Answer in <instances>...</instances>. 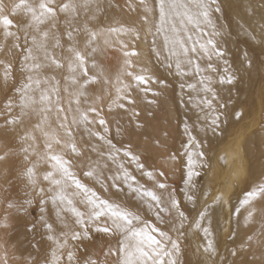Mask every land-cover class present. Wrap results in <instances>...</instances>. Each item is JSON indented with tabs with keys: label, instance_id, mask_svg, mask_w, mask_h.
<instances>
[{
	"label": "rangeland",
	"instance_id": "rangeland-1",
	"mask_svg": "<svg viewBox=\"0 0 264 264\" xmlns=\"http://www.w3.org/2000/svg\"><path fill=\"white\" fill-rule=\"evenodd\" d=\"M145 1L148 2V0H142V2H145ZM218 2H220V0ZM218 7H219V11L221 12V15L224 14L225 18H226V16L229 17L231 15V13H229L230 11H228L226 5H224L222 2L219 3ZM123 10L124 9H122V8L118 10V12L116 14L117 20H118V18L119 19L122 18V16H125V15L128 16V13L123 14L124 13ZM125 10H126V12H129V15L137 16L134 11H130V8H129V10H127V9H125ZM146 15H145L146 19H148L151 23H154V15H152L151 13L146 14ZM226 20L229 22V20L227 18H226ZM123 26L116 27V28H120V29H118L117 32H109L106 30L100 31V30L96 29L97 32L100 31L98 33V37H99L100 41L98 40V37H97V41L101 42L102 44L100 47V44L98 45V42L96 41V43H97L96 47L98 48L99 52L97 51V53L95 54V57H91V60L89 58L90 62H88V64H91L93 62V59H94L96 64H97V67L94 68L95 71L97 72L98 75L100 74L99 72H101L104 75V77L100 78L98 76L99 77V79H98L99 85L96 83H89L87 85V87L85 88L86 90L83 91L84 92L83 96L82 95H76V97H77L76 99H78V103L80 105L82 104L81 106H83V108L78 103H77L78 104V107H77L76 99H73V96H75V92L77 91V89L79 87L77 88V86H75V87H73V89H71V86L70 87L67 86V88H63V83L65 81H67L66 80L67 78H65V73H64L65 68L67 67L66 64H65V68L61 69L59 71V72H61V75H57V79L60 76L59 82L54 83L55 85H57V87L60 86L59 88L56 87V89L59 90L60 94H59V92H58V94L56 93L57 92L56 89L53 90V86L52 85L50 86V83H48L47 85L45 84L43 86V87H46V86L49 87V91H51V95L53 93H56V96L60 95L59 98L61 99V104H60V101L58 100L57 103L59 105H57V103H56V106H57V108H59V106H60V108L64 109V111L62 112L63 113L62 115L64 117L67 116V119L62 120L63 116L61 115V112H57L59 114L58 123H54V121L51 122V120L46 122L44 125H42L43 129L41 131V134H42V132L45 131L47 133V138L49 137L48 140L54 141L57 138L61 140V144H59V145H56L55 143H53L54 154H59V155L63 156V158L66 161H71L70 170L73 173L74 177L77 180H79V182L81 184H83L85 186L87 185L86 187L90 191H94L100 199H102V197L104 196V199L106 200V197H107V199L109 197L108 191H106L105 189H102V187H100L102 185H98L99 188H97L96 185L94 183H92V180L88 177V175L85 174L89 170V168H87V166L88 165L90 166L89 163L92 161V160H90V158H96V157H94L95 156L94 153L90 157L89 151H91V148L88 149L87 145L84 143V138L81 136V134L77 130L80 123L82 122V119H81L82 115L86 114L88 116L87 120L91 121V123H88L85 121L86 128L89 130L88 132L90 134L91 133H94L96 135L100 134L104 138H105V134L106 135L108 133L111 134L110 140L108 139L109 136H108V138L106 136L105 142L111 141V143L116 146L114 148V150L118 149V150H116V151H118V154H120L119 152L122 153V154H120L121 158H123V156H125L124 153L126 151L131 152L132 156L136 157L137 159L135 160V159H131L128 156H125L124 159L127 162L133 163L134 168L137 170L140 169L139 170L140 172L143 170V168L142 169L139 168L137 166L138 163L141 162L139 164H142V165L144 164L143 167L145 166V163H146V165L149 167V169H151V171H154V172H152V174L154 176V182L156 180H158V181L166 184V186H167L166 188H168V191L170 190V187L177 188L176 189V196L180 197L182 195L181 189L184 186V183H185L186 178H187V174H186L185 163H184L185 158L182 157V154H181V149H182L181 146H183L186 143V137H183V135L186 131L184 130V128L182 126L183 115L181 112L182 106L180 105V103L178 101V95H179L178 84L175 81V78L171 74H166L167 73L165 71L166 69L162 63L155 64L153 62V57H152L151 51L153 49L152 40H153L154 27L153 26H150V28L149 27L145 28L144 26L137 27V29H136L137 36L136 37L138 39V42H134L135 46L131 48V50L134 51L136 53V55H135V57L132 58V62H129V57L126 54L129 53L130 51H129V49L126 48V44L128 42L126 40L127 39L126 37H128V40L130 41L131 36L128 33L126 35H124L123 33H124L126 28L129 30H132V29H130L131 27H129L127 25H123ZM244 27L246 30H245L243 35H241L239 33V31H237L236 29H233V28L232 29L230 28L227 30V35L229 36V38L233 39L232 36H234V42H235L236 47L238 49H242L244 54H245L244 61H240L239 65L237 67H239V68L246 67L245 72H247V77L250 78L249 80H252L251 90L249 92H246L247 93L246 99L241 102L242 107L238 108V109L237 108L234 109L233 113H232V115H236V116H239V115L242 116V115L246 114L245 119L242 121H239V122H233V121L230 122L229 121V123L227 125L230 129L234 130V133L239 132L240 128H242L241 133L243 134L242 135L243 137L239 136V135L238 136L237 135L232 136L231 140L229 139L231 141V145L226 146V147H225V145H226V143H225L226 139L225 138L226 137H223L222 139H219L217 141H212L214 143L209 142V144L206 147L208 149H206L204 152L205 153L204 154V162L202 164H200L195 169L196 173H198V175H195V178H193V179H195V182L200 186L199 189L201 191H202V188L204 190V187H206L209 184V182L215 183L216 178H220V180H219L220 183L221 182L224 183L223 184L224 187L222 186L223 188L221 187L220 190L218 188H216V185L213 183L212 187H209L205 191L206 196H209V200L211 199V203H213L215 201H219V199H226V198L228 200H230L231 202L235 200V202H233V203H236L241 196H245L249 192H255L260 187H264V183H263L264 181L262 180V179H264V177H261V176H264V175H261V174H264V169H263L264 168V152L263 153L261 152V150L264 149V139H261L259 141L257 140L253 144H251V146H253V148L252 147L251 148L254 151L251 155L250 152L248 153L249 149H251L250 147H248L249 143H250V139H249L250 137L247 136L248 134L249 135L250 134L257 135L260 133L262 134L264 132V129H263V126H264V45L261 43V41H259L260 39L257 38V35L255 33H253L246 24ZM123 28H124V31H123ZM13 29L15 30V28H13ZM254 37L257 39H254ZM107 40L109 41V43L106 42ZM107 43L109 46H107ZM0 44L2 45V48H0V68L3 67L2 70L6 69V71H4V72L5 73L7 72V75H8V76H6V78L4 77L5 81H6V83H5L4 79L2 80L3 75H5V73L3 72L2 76L0 74V95H1L0 96V116L2 118V119L0 118V130H3L5 128V124H4L5 120L17 119V116L19 115L18 120L21 118L20 120L22 122L23 121L24 122L18 124L17 126L16 125L9 126L8 131L11 132L13 129H15V126H16L17 130H15V131H17V133H20L22 130L26 131L25 130L26 126L29 129L28 121H26L27 119H25L24 116L21 117L22 112H21V109L19 107L20 103L22 102L20 90L23 87V85H26L28 83L25 79V74H24L25 71L23 70L25 68V65L23 64V61H22L23 60V52L21 51V49L17 48L14 50L18 51L19 53H15V51L13 52V49L11 46L9 49V46L7 44L6 45L2 44V41H0ZM1 45H0V47H1ZM3 47H4V49H3ZM99 47L101 48L100 50H99ZM119 49H120V51H119ZM104 50H105V54L103 53ZM110 52H115V54H117L116 59H114V61H113L114 67H112L111 70L107 69V67L103 63L104 62L103 60L105 58L106 53H110ZM1 53L3 54V57H4L3 59L1 58ZM15 56H17V57L15 58ZM249 61H251V67H248ZM6 62H8V63H6ZM128 64H130L131 67H127ZM9 65L11 66L10 69H9ZM22 65H24V66H22ZM4 67H6V68H4ZM88 67H90V66L88 65ZM91 67H92V65H91ZM134 67L140 68V70L144 72L145 77L151 78L146 85H141L138 87L139 90L141 87V90H140L141 98H140V95H137L139 93V91L136 89L138 91V92H136L134 89V87L136 88L138 85L133 86V85H135L136 80L134 79V82H133V80L130 81L131 79H133L135 77L134 76V73H135ZM0 71H1V69H0ZM126 71L131 72L132 75L131 76L126 75L125 74ZM107 76L110 79L111 85L103 83L104 81H106L108 79V78H106ZM116 76L119 78H117ZM121 79H122V81H121ZM7 80H9V81H7ZM120 81L124 82V83H122V84H124L123 86H125V87L128 86L127 88H129V91H130V89H132L130 91L131 93L127 92L125 87H121L122 84ZM125 81H127L128 83ZM129 83H131L130 86H129ZM102 85H103V87H102ZM34 86H35V88H34ZM116 86H118V87H116ZM142 86H143V89H142ZM235 86H236L235 91H236V93H238V88L240 89V86H241V84H239L238 80H237V83ZM32 87H33V89H37L35 84H33ZM61 88H63V89H61ZM66 89H69V90L67 91ZM43 90H45V88H43ZM70 90H75V92L73 91L74 94L71 93L72 96H70V102L73 103L74 100H75V102H74V104H72L73 106L71 105L70 102H68V106L69 105L70 106L67 107L66 103H67V100H68L69 95H70V93H69ZM102 90H103V94L101 95L100 93H102ZM30 91H31V95H33L31 89H29L28 92H30ZM133 91L135 92V94H133ZM113 92H115V93H113ZM141 92H142V94H145V95H142ZM108 93H109V95H107ZM65 94L67 95V98H66ZM129 94L132 96V98H130L131 96ZM159 94L162 95L161 98L159 97L160 96ZM182 94H183V92H182ZM94 95H95V97H94ZM115 95L117 98H120V99L117 100L115 98ZM90 96L93 98L91 99L90 104H89L87 102H88V100H90V98H91ZM98 96H99V99H101V100L103 99L101 97L105 96L104 99H106L108 96L109 97L105 101L100 100V102H98L99 101ZM111 96L113 97V100H110L112 98ZM134 96L137 97V100ZM146 96H147V98H146ZM87 97H88V99H87ZM138 97H139V100H138ZM157 97H159V98H157ZM79 98H80V101H79ZM83 98H84V102L87 99V101L85 103H82L83 100L81 101V99H83ZM64 99H67V100H64ZM94 99L98 100L97 103L100 104L99 108H101L102 111L100 110V112H99V108L96 107L98 104L95 103L96 101L94 102ZM115 99H116V102L114 101ZM109 100L111 102H109ZM127 100L128 101L132 100L135 103H129V102L126 103ZM152 100H153V103L151 105ZM9 101H11V104H12L11 110H9V108H8ZM64 101H65V103H64ZM136 101H140V103H137ZM118 102H119V104H118ZM167 102H168V104H167ZM86 103L89 104L87 108H86V105H87ZM101 103H103V104H101ZM116 103L118 105L122 104L124 106V108H121L117 105L119 107L117 109V106L115 105ZM169 103H171V104L169 105ZM102 105H103V108L105 107L104 109L102 108ZM137 105L140 106V108ZM145 105L147 106V108L144 110V108L146 107ZM167 105H169V106H167ZM40 107H43V106H40ZM70 107H72V108H70ZM113 107L116 108L117 111H119L118 113L120 114V117H121V119L124 120V122H122L121 119H119L118 122H115V118H114V120L112 119V121H113V125H112V123H111L112 121H109L115 115H116L117 119L119 118L118 117L119 115L117 114L116 111H115L116 113L115 112L112 113V110L114 109ZM131 107H132V109H130ZM134 107H135V109H134ZM149 107L152 111L149 110ZM57 108H55V109L57 110ZM92 108L93 109L95 108V111H92L91 110ZM68 109H69V111H68ZM108 109L109 110L111 109L110 113L108 112L109 111ZM128 109H129V111H128ZM133 109L135 112L134 111L132 112ZM137 109H139V110H137ZM147 109H148V111H147ZM240 109H241V111H240ZM79 110H80V113H79ZM104 110H106V111L104 112ZM37 111H38V108L36 111L30 110V111H28V114L26 116L28 118H31V119L34 117L37 118V115L34 114V112L37 113ZM140 111H141V113H140ZM144 111H145V113H144ZM67 112H68V114H67ZM76 112H77V114H76ZM129 113H130V115H129ZM134 113H139V115H135ZM69 114H70V116L68 117ZM71 114H72V117H71ZM78 114H79V116H78ZM131 115L132 116L134 115L133 118H131L132 117ZM232 115H231V117H233ZM129 116H130V119H129ZM75 117L78 119L76 120ZM138 117H140V118H138ZM22 118H24V119L22 120ZM73 118H75L76 122L72 124V123H70L71 122L70 119H72V122H73V120H74ZM92 119H94L96 121L93 120L94 121V123H93ZM117 119H116V121H117ZM125 119H127V120H125ZM133 119H135L134 120L135 122L137 121V123H135V125L133 124ZM100 120H104L105 123L103 125L100 124ZM140 120H142V121L140 122ZM64 121H66L65 126L68 125L67 126L68 128L67 127L61 128L59 126L61 123H64ZM20 125H21V127H20ZM98 125L100 126V128H98L99 127ZM115 125H118V126L120 125V129L118 126H115ZM252 125H254V126L251 127ZM12 127H13V129H12ZM69 128L72 131L71 136L67 135V129H69ZM102 128H103V130H102ZM36 129L37 128H35L34 126H31L30 133L32 134V131H33L34 133L36 132L38 134L39 132H37L38 130H36ZM55 129H56V131H55ZM114 129L116 131L115 133H116L118 139H120L119 140L120 143H118V144L116 142V136H115L114 131H113ZM120 130H122L123 134L121 133ZM117 131H119L120 134H122L121 138H119L120 134H118L119 132H117ZM20 134H24V132L22 131V133H20ZM56 134H57V138H56ZM6 135H7V133L0 131V156H4L6 158L5 160H0V264H58V263L64 264L66 254L69 251H74L75 256L73 257V259L75 261V264H82V263L90 264L89 260L87 261V256L89 255L88 256L89 258L93 257V259H94L95 258L93 255L94 253L89 254L90 253L89 252L87 255H84L85 253L83 250L87 249L86 247L94 242V238H95V240H97L99 233L91 235L92 234L91 230L86 229L85 235H86L87 239L81 240L82 239L81 234L84 231L81 232L79 230L78 226L75 225V223L77 222L76 216L74 218V216L72 214L67 215L64 213V211L60 214V216L57 215V213H56V212H58L57 210L58 209L60 210V208H63V206L66 205V203L61 205L60 208H58V207L56 208V206L53 208V201H52L51 197L53 198L52 190L54 192V196L55 195L59 196L60 190L58 187L55 188L56 185L52 186V183L50 182V180L48 182L49 184L51 183L50 186L49 185L47 186L48 183L44 182L45 181L44 177L40 180L41 170L43 171V172H41L42 176H45L48 174V172L52 171L51 170L52 167H51L50 162L48 161L49 162L48 163L46 160L43 161L44 159L43 160L40 159V157L43 156L45 153V143H44L45 140H43L44 142L42 141L43 143H42L41 147L39 148L40 150L38 149V151H35L37 154H39V157H38V155H35L31 158L30 161H24L23 160L24 154H22V151L20 149V145L22 143L19 141V137L17 136V142H16L14 147H5L4 146L5 139L3 137ZM162 135H163V137H166L170 141H174L177 145L171 150L170 153H166V149H168L169 143H164L161 141ZM41 139H46V138L44 136V138H41ZM262 140H263V142H262ZM35 141L37 142V139H35ZM35 141L30 140V143L32 144L34 142V145H35ZM240 141H241V144H239ZM68 144H69V146H68ZM23 145L27 146L24 143H23ZM73 145H75V147H76V152L72 151ZM159 145H162V146H159ZM179 145H181V146L178 147ZM222 145H224V146H222ZM239 145H241V148ZM65 146L68 148L65 149ZM153 147L155 149L158 147L157 150H160V152L163 151V153L160 155V158L162 155H164L165 158L170 159V162L164 163L162 160L156 159L152 154L153 153ZM220 147L221 148L223 147V148L221 149ZM247 147L249 148L248 150H247ZM254 147H255V149H254ZM108 148H109V146H108ZM57 149H58V151H57ZM110 149H112V148H110ZM218 149H221V150H218ZM238 150L240 151V153H238ZM241 150H242V153H241ZM42 151H43V153H42ZM217 151H218V153H217ZM70 153L74 154V155L71 156ZM246 153L248 156L246 155ZM257 153H259V154L257 155ZM214 154H215V156L213 158L212 155H214ZM77 156H78V158H77ZM257 156H259V157H257ZM240 157H241V160H239ZM139 158H140V161L138 160ZM141 158L144 159L145 163L141 160ZM212 159H213V161H211ZM9 160L14 161V163H9L8 162ZM37 161H38V164H36ZM45 162H47V163H45ZM33 163L35 164V167H37V165H38V167H37L38 170L36 169L37 173L35 172V174H36L35 178H34V180L36 179L35 185L30 186L25 179L26 173H25L24 165L27 164L28 167H32ZM43 163H44V165L42 167ZM108 164H109V162H108ZM210 164L211 165L214 164L217 168L211 169V170L209 169L210 173L205 174L207 171V168H209ZM227 165H230L232 167V170L230 172H227V170L225 168ZM91 168H92V166H91ZM253 169H254V171H253ZM256 169H257V171H256ZM46 170H47V173H46ZM257 172H259V173H257ZM160 173H163V175H160ZM84 175H86V176H84ZM256 175L257 176L259 175V176L257 177ZM58 176H60V175L57 174V176H54V179H59ZM84 178L85 179L87 178L86 181ZM255 178H257V179H255ZM88 179H90L91 182H89ZM221 179H223V181ZM66 180H67V182H65V183L68 184V189H66L65 194L71 198L72 189H74L73 191H76V189L74 188L75 186L70 179H66ZM254 180H255V182H258V181L261 182L262 181L263 185H261V183L258 182L259 186L258 185H257V187L254 186L253 185ZM46 181H48V180H46ZM84 181L86 182V184L84 183ZM69 185L71 186V188ZM92 185H94L95 187L93 188ZM154 186L155 185H153V187ZM40 188L44 189V192H43L44 195H43V193H40V191H39ZM49 188H50V190H49ZM47 189L49 191H47ZM212 189H214V190L210 192V190H212ZM55 190H57V192H55ZM58 191H59V193H58ZM48 192H50L52 194H50ZM47 195H49V196H47ZM255 198H256V200L252 201ZM255 198H252V200H251V203H253V205H251L252 207L249 211V212L252 211L251 212L252 214L250 213V215H253V216L256 215V217L251 216V218H253V219L255 218L254 223H253L254 226H253V224H251L252 229L250 227H247V228L245 227V225L252 223L251 222L252 219H249L250 222L248 220V217L250 218V216L241 219L239 222V223L243 222L242 223V227H243L242 235L244 236V234H246L244 236V238L242 236V241L236 240L234 237L235 236V232H234L235 223H234V220L232 218V213H233V210H232L230 212L229 218L223 219L219 223V234L216 237L217 251H216L215 259L214 260L204 259V260H201L199 262V264H228L229 262L232 264H264V253H263L264 252V220H263L264 219V214H263L264 211H263V213H261L263 208H264V194H260L258 196V198L257 197H255ZM46 199L50 200V202L48 201L47 205H46V203L44 204ZM77 199L80 200L81 197L74 198V203ZM259 199L261 200L260 204H259ZM79 200L76 201L77 204L76 203L74 204L75 207L79 206V208H80L79 203H81V202ZM28 201H31V204H29ZM58 203H59V201L57 202V204ZM255 203H258L257 207H260V210L257 209V207L255 206ZM10 204L12 205V207H9ZM20 205H23V208H21ZM48 205H50V206H48ZM51 205H52V207H51ZM44 206H45V208H44ZM81 206L82 207L80 209L78 207H76V208H78L80 211H83L85 209L83 212L86 213L87 208L83 207L85 205L82 204ZM179 206H180V210L183 211L184 213H186L188 217H190V219L187 223V230H190L191 233H193V227H194V223H195V214L193 215L190 212H188L186 210V208L181 203L179 204ZM50 207L53 208V210H51ZM64 207H65V209L68 207L67 209H68V211H70V208L68 205H67V207L66 206H64ZM245 208H247V207L245 206ZM231 209H232V207H231ZM258 210L260 212H257ZM53 211L55 212V214ZM260 213H261L262 217H258V215L261 216ZM85 215L86 216L84 217V221L87 222L85 224H89V221L91 223V220H89L87 213ZM62 216H63L64 223L67 224L66 228L64 227V224L61 223V217ZM66 216L68 217V219H66ZM41 217L46 219L49 223L53 224V231L51 233H49L48 230L43 227L42 222H41ZM246 221H248V222H246ZM69 222H70V226H69ZM257 223L259 224V226ZM55 225H56V229L59 232L54 229ZM57 226H59V227H57ZM70 227L72 230L70 229ZM85 227L88 228L89 225H88V227L87 226H85ZM60 228L62 229V231L64 230L63 234L65 236L62 234V231L60 230ZM248 228H249V230H247ZM65 229H67V233H65ZM244 230H246V232H248V233H246ZM60 231H61V233H60ZM58 233H60V235ZM76 233L80 234V239H73V235ZM66 234L67 235L69 234V236H71V237L67 238ZM50 235L53 237V240H49L48 237ZM89 237H91V238H89ZM194 237L197 239V235L194 234ZM249 237H251V240H249ZM248 240H249V242H248ZM252 240H253V242H252ZM245 241H247V242H245ZM197 242H198V240H197ZM60 243H62V244H60ZM194 246H195V242L191 240L185 245V250L187 252L194 251ZM34 247H35V250L33 249ZM36 251H37V253H36ZM51 252H53V253H51ZM234 252L236 253V255L231 258V256H232L231 254H233ZM90 255H93V256L91 257ZM51 256H53L54 259ZM107 256H109V258L107 257L108 260H106V262H104L103 264H111L112 259L115 260L114 256H111V255H107ZM58 258H61V259H58Z\"/></svg>",
	"mask_w": 264,
	"mask_h": 264
},
{
	"label": "bare ground",
	"instance_id": "bare-ground-1",
	"mask_svg": "<svg viewBox=\"0 0 264 264\" xmlns=\"http://www.w3.org/2000/svg\"><path fill=\"white\" fill-rule=\"evenodd\" d=\"M218 1L219 0H216V3L213 5L212 21H213V24L216 26V31L219 33V35H216V36L211 37V38H213L217 42V46L220 49H222L223 51H225V53H226V59L229 62L228 66L230 67L231 71L235 74V77H236L235 83L232 84V85H227V84L221 85V84H219V82H218L219 77L224 74L223 71H222V69L224 67L223 62L221 60H218L216 58V56L214 54H211V53H209V54L212 55V59L209 60L207 55H205L200 50V44L206 43V41L210 38L211 33L213 31L212 27L209 26V25L204 24L203 22L199 25V27H197L196 25H194L192 23L184 24V23H182L180 17H175L174 18L171 15L167 16L165 21L162 24L161 23V19H160V11H159V0H148V2H146V1L142 2V0H100L101 11L99 13H97L96 18L92 22L93 24L96 25V28L94 30L97 29V30H100V31L101 30L102 31L106 30V31H109V32H117L118 29H120V28H116V27L123 26V25H127V26L131 27L130 29H132V30H129V29L126 28L125 31H124L125 27L123 26L124 27L123 28V31H124L123 34L126 35L128 33L131 36V40L130 41L128 40V37H126L127 38L126 40L128 41L127 44H126V48L129 49V51H130V52L128 51L129 53H127L128 57H129V62H132V58L135 57V55H136V53L134 51H132L131 48L135 46L134 42H138V39L136 37L137 36V34H136L137 27H142V26H144L145 28L146 27L150 28V26L154 27L153 40H152L153 49L151 51L152 57H153V62L155 64L162 63L163 66L166 69L165 70L167 72L166 74H171L175 78V81L177 82L178 89H179L178 101H179L180 105L182 106L181 107V112H182V115H183L182 126H183L184 130H185L186 127L188 129V131H186L184 133V135H183V137H186V143L183 146H181V145L178 146V147L181 146V148H182L181 149V154H182V157L185 158L184 163H185L186 174L188 173V157H189V155H191V157H192V160H193L192 168H193L194 173H196L195 169L200 164H202L204 162V154H205L204 152H205L206 149H208L206 147L209 144V142L217 141L219 139H222L223 137H226L225 138L226 139L225 147H226V146H230L231 145V141L230 140H231L232 136H234V135L242 136L243 135L241 133L242 128H240L239 132L234 133V130L230 129L227 125H228L229 121L230 122L231 121L239 122V121H242V120L245 119V115L246 114L242 115V116L241 115L236 116V115H232V113H233L234 109H236V108L238 109V108L242 107L241 102L246 99V94H247L246 92H249L251 90L252 80H249L250 78L247 77V72H245L246 71V67H244V68L237 67L239 65L240 61H244L245 54H244L242 49H238L236 47L235 42H234V36L231 35L233 39L229 38V36L227 35V30L230 29V28L231 29L233 28V29H236L237 31H239V33L241 35H243L245 30H246L245 27H244L245 24H246L249 27V29L253 33H255L257 35V38L260 39L259 41H261V43L264 45V0H220V2H222L224 5H226L228 11H230L229 13H231V15L229 17L226 16V18L229 20V22L226 20L224 14L221 15L220 11H216L215 10L216 8H219L218 6H219L220 2H218ZM25 2L26 3H37L38 0H25ZM64 2H67V0H55V4L53 6L59 5V4L64 3ZM121 8L124 9L123 10V12H124L123 14H125V13L127 14L128 13V16L127 15L122 16V18H120V19L118 18V20H117V18H116L117 15L116 14H117L118 10L121 9ZM129 8H130V11H134L137 16L129 15V12H126V10H125V9L129 10ZM150 13L152 15H154V23H151L148 19H146V16H147L146 14H150ZM4 17H7V18H10V19L13 20L14 24L16 25V27H14L15 30L12 28V29H10V31H12L16 35H19L21 37V39H20V41H17L15 36H5L3 28L0 27V41H2V44H4V45L7 44L9 46V49H10V46H11L12 49H13V52L15 51V53H19L18 51L14 50V49H17L15 47V44L16 43H20L23 46L24 45L23 36L25 34H28L29 36L34 34V33L31 32V29H27L26 28V25L28 23L29 17H28V14H27L25 8L21 4V0H0V20H2ZM58 17H59L58 27L60 28V31L62 33L63 25H64V22H65V16H64L63 13H58ZM173 25H175L176 31H177V33H179L178 38L185 42V46L187 48L191 49V48L195 47L197 49L196 52L189 51L187 57H184V56L177 57L175 55H172L171 46L166 43V39L165 38L166 37L172 38L174 36V33L172 31ZM42 27H46V26H42ZM110 29H114V31H111ZM189 37H191V39H189ZM257 38L254 37V39H257ZM98 40L100 41L99 37H98ZM106 42L109 43L108 40ZM62 43H63V41H62ZM108 43H107V46H109ZM99 44H100V47H101L102 43L98 42V45ZM96 45H97V43H96ZM100 47H99V50L101 49ZM0 48H2V45H1ZM3 49H4V47H3ZM119 51H120V49H119ZM103 53L105 54V50H104ZM55 55L58 58L63 60V58L66 55V53H63L60 50H56L55 51ZM116 55L117 54H115V52L106 53L105 58L103 60L104 61L103 63L107 67V69L111 70L112 67H114L113 61H114V59H116ZM16 57L17 56H15V58ZM92 57H95V55L92 56ZM1 58L2 59L4 58L2 53H1ZM188 59H191L193 63L189 64L187 62ZM90 60H91V57H90ZM88 62H90V61H88ZM178 62L180 64L179 68H177V63ZM6 63H8V62H6ZM195 64H199V66H200V72L199 73H197L196 70H195V67H194ZM88 65L90 66V67H88V69H89V77L95 76L96 77V82L95 83L99 85V82H98L99 80L98 79H99V77L103 78L104 75L101 72H99L100 74L98 75L97 72L95 71V69L93 67H91L92 63L88 64ZM169 65H171V67H169ZM209 65H212V67L215 68L216 71L213 72L211 70V68L208 67ZM22 66H24V65H22ZM2 68H0L1 69V71H0L1 76H2L3 72L6 71V69L2 70ZM4 68H6V67H4ZM23 70L25 71V68ZM60 70L61 69L53 70L51 68H46V69H41L38 74L34 73L33 75H34V77L38 76L40 79H43V78L47 77L48 80H49L50 86L51 85L53 86V85H55L54 83H58L59 80H60V76L57 79V75H61V72H59ZM134 71H135L134 76L141 75V74L144 75V72L141 71L140 68H138V67H134ZM64 73H65V78H67L68 77L67 67L65 68ZM24 74H25V79H26V76L28 75V73L25 71ZM4 77L6 78V76L3 75L2 80L4 79V81H5ZM53 77H54V79H53ZM106 78H108V79L106 81H104L103 83L111 85L109 77L107 76ZM117 78H119V77H117ZM85 79H86L85 77L81 76L80 77V83H83ZM66 80L67 81H65L63 83V88H67V86H69V87L71 86V89H73V87L77 86V88L79 87L78 89H80V86H78L79 84L78 85H71L70 82L68 81V79H66ZM132 80L134 82V78L131 79L130 81H132ZM201 80H203L204 84H210V87L215 92V98H213V93L212 92H205L204 91V85L200 83ZM237 80H238L239 84H241L240 89L238 88V93H236V91H235V88H236L235 85L237 83ZM7 81H9V80H7ZM121 81H122V79H121ZM125 82H127V81H125ZM5 83H6V81H5ZM122 83H124V82H121V84ZM130 84L131 83H129V86H130ZM182 84L185 85V87L182 88L181 87ZM189 84L195 85L196 86V91L190 90L187 87V85H189ZM44 85H45L44 83H41L39 85H36V87H37V89H40V90H43V88H45L44 91H49V87H47V86L43 87ZM123 85L124 84H122L121 87H125ZM136 85H138L137 82L133 86H136ZM139 86H141V85H138L136 88L134 87L136 92L139 91V93L137 95H140L141 87H140V90H139L138 89ZM59 87H57V88H59ZM102 87H103V85H102ZM116 87H118V86H116ZM127 87H125L126 91L131 93L130 91L132 89H130V91H129V88H127ZM23 88H25V85H23V87L21 89H23ZM34 88H35V86H34ZM63 88H61V89H63ZM142 89H143V86H142ZM66 90L68 91L69 89H66ZM84 90H86V89L85 88L80 89V91H82V92ZM56 91H57L56 93L58 94L59 90L56 89ZM73 91L75 92V90H70L69 91V93H70V95L68 94L69 95V98H68L69 101L67 99H64V100H67V103H66L67 107L70 106V105L68 106V102H70V96H72V94H74ZM182 92H183V94H182ZM56 93L52 94V109H53L52 111H50V112H42L38 108L37 113L34 112V114L37 115V118L33 116L34 118H32V119L28 118L26 115L22 114L21 112L20 113L22 115L19 113L21 115V117L24 116L25 119H27L26 121H28V124H29V129L26 126L25 127L26 131H24V130H22V131L24 133H27L29 136H33V135L36 136L37 142L35 141V145H34L35 146V151H38V149L41 147L42 143L44 142L43 140L46 141V139H49V137L47 138L44 135L45 131L42 132V134H41V129H43L42 125H44L46 122H48L50 120H51V122L54 121V123H58V121H59V114L57 113V110L55 109V108H57V106H56L57 99L56 98L58 96V95L56 96ZM113 93H115V92H113ZM32 94H33V92H32ZM36 94L38 95V92ZM59 94H60V92H59ZM100 94L101 95L103 94V90H102V93H100ZM133 94H135L134 91H133ZM141 94H142V92H141ZM29 95L31 96V91L29 92ZM76 95H80V94L76 91L75 92V96H73V99L77 98ZM107 95H109V93ZM116 95H115V98L117 100L120 99V98H117ZM142 95H145V94H142ZM161 96L162 95H160L159 97L161 98ZM94 97H95V95H94ZM104 97H101V98H103L102 99L103 101H105L109 96L106 99H104ZM159 97H157V98H159ZM66 98H67V95H66ZM92 98L93 97H91L90 100H88L87 103L90 104V101H91ZM130 98H132V96ZM135 98L137 100V97H135ZM140 98H141V95H140ZM146 98H147V96H146ZM87 99H88V97H87ZM87 99L85 100V102L87 101ZM116 99L114 100L115 102H116ZM98 100L94 99V102L96 101L95 102L96 104H98L97 101L100 102L101 99H99V96H98ZM110 100H113V97ZM110 100H109V102H111ZM138 100H139V97H138ZM204 100H211L212 101L211 107H209L207 103H204L203 102ZM59 101H60V104H61V99L60 98H59ZM77 101H78V99H76V105L78 107L79 103ZM79 101H80V98H79ZM81 101H82V103H85L84 102V98L81 99ZM74 102H75V100L73 101V103L70 102L71 105L74 104ZM127 102H129V101L127 100L126 103ZM136 102L140 103V101H136ZM64 103H65V101H64ZM103 103H101V104H103ZM152 103H153V100L151 102V105H152ZM89 104L86 105V108L88 107ZM118 104H119V102H118ZM118 104L116 103L115 105L117 106ZM167 104H168V102H167ZM170 104L171 103H169V105ZM57 105H59V104L57 103ZM99 105L100 104H98L96 107L99 108ZM169 105H167V106H169ZM118 106L120 107V105H118ZM118 106H117V109L119 108ZM81 107L83 108V106H81ZM138 107L140 108V106H138ZM59 108H60V106H59ZM70 108H72V107H70ZM102 108H103V105H102ZM121 108H124V106L121 107ZM146 108H147V106L144 108V110ZM114 109H113L114 111L112 110V113H114L116 111L117 114L119 115L118 116L119 118L117 119V117L115 115L109 121H112V119L114 120V118H115V122H118V120L121 119V117H120V114L118 113L119 111H117L116 108H114ZM130 109H132V107ZM134 109H135V107H134ZM134 109L132 110V112L134 111ZM100 110L102 111L101 108H99V112H100ZM110 110L108 111L109 113H110ZM137 110H139V109H137ZM149 110H151L150 107H149ZM28 111H30V110H28ZM68 111H69V109H68ZM105 111L106 110H104V112ZM128 111H129V109H128ZM147 111H148V109H147ZM240 111H241V109H240ZM77 112H76V114H77ZM79 113H80V110H79ZM140 113H141V111H140ZM144 113H145V111H144ZM62 114L63 113L61 112V115ZM67 114H68V112H67ZM129 115H130V113H129ZM231 115L233 117H231ZM18 116H17V119H18ZM69 116H70V114L68 115V117ZM78 116H79V114H78ZM133 116L131 118H133ZM71 117H72V114H71ZM216 117H219L218 126H216L215 130L213 131V129H212V127L210 125H211V121L213 119H215ZM0 118H1V116H0ZM75 118H73V119H75ZM138 118H140V117H138ZM23 119L24 118H22V120ZM77 119L78 118H76V120ZM116 119H117V121H116ZM127 119H125V120H127ZM129 119H130V116H129ZM62 120H64V119L62 118ZM93 120L94 119H92V121ZM134 120L135 119H133V124L135 125V123H137V121L135 122ZM70 121H71L70 123L73 124L72 119H70ZM94 121H96V120H94ZM94 121H93V123H94ZM121 121L124 122L123 119H121ZM141 121L142 120H140V122ZM65 122L66 121H64V123H63L64 125H66ZM111 123L113 125V121ZM37 124H39L41 126L40 129H36V130H38L37 132H39V133L37 134L36 132L34 133L32 131V134H31L30 133L31 126L35 127ZM16 126H15V130H17ZM115 126H118V125H115ZM253 126L254 125H252L251 127H253ZM20 127H21V125H20ZM118 127L120 129V125ZM98 128H100V126ZM12 129H13V127H12ZM263 129H264V126H263ZM77 130L79 131L81 136L84 138V143L87 145L88 149L91 148V151H89L90 157L93 155V153L95 155L94 157H96V158H90V160H92V161L89 163L90 166L89 165L87 166V168H89L88 172L89 171H93V172L100 173V175L88 176L92 180V183H94L97 188H99L98 185H102L100 187H102V189H105L106 191H108L109 197H108V199L106 197L107 201H109L110 203H113V204H118V205L121 206V208L128 209V210L134 212L135 214H137L140 217V220L138 222H134V227H135V229L137 231L143 229V230L151 232V234L153 236H155L158 240H161L164 244H167L169 250H171V246H170V244H168L167 241L164 240L163 237L160 236V232L167 233L169 236L172 237L173 240L179 238L180 251H179V253H176L174 255V257H173L176 260L177 264H199V262L201 260H204V259H206V260H210V259L214 260L215 257H216L215 255H216V251H217L216 237L219 234V223H220L221 220L229 218L230 212L232 210H233L232 218H233L234 223H235V226H234L235 236L234 237H235L236 240H241L242 241V236H243L242 235V230H243L242 223L243 222L239 223L241 219L250 216V218L248 217V220L249 219L253 220V221L251 220L252 223H249V224L245 225L246 228L247 227L251 228V224L254 223V219L255 218L253 219V218H251V216L252 217H254V216L256 217V215H254V216L250 215V213L252 211L249 212L251 207H252L251 205H253V203H251V201L248 202V203H245V200L247 199V194L245 196H241L236 203H233V202H235V200L231 202L227 198L226 199H219V201H215V202L211 203V199L209 200V196H206L205 191L209 187H212L214 182H209V184L206 187H204V190L202 188V191H201L199 189L200 186L195 182V179H193V178H195V175H194L192 177V184L191 185L188 184V177L186 178L184 186L181 189L182 190V195L180 197H177L176 196V189L177 188L170 187L169 191H168V188H166L164 190H160V189L156 188V183L160 182V181L156 180L154 182V179H150L149 178V176L147 174L148 173H152L154 171H151V169H149V167L144 162V159L141 158V160L145 163V166L143 167V170L140 172L139 168H138L139 170L134 168L133 163H129V162H127L124 159V157L126 156L125 154H124L125 156L122 155L123 158H121L120 154H122V153L119 152L120 154H118V151H116L118 149H116V150H114V148L110 149V146L108 145V142H105V141H106V136H107V138L109 136L108 139L110 140L111 134H109V133L107 135L105 134V138L103 137V139H100L99 137H102L100 134L96 135L94 133L90 134L88 132L89 130L86 128L85 121H82L80 123V125H79ZM102 130H103V128H102ZM22 131L20 133H22ZM55 131H56V129H55ZM113 131H114V134L116 136V142L118 144V143H120L119 142L120 139H118V137H117V135L115 133L116 132L115 129ZM120 131L122 133V130H120ZM117 132H119V131H117ZM118 134H120V132ZM122 134H120L119 138H121ZM44 136H45L46 139H41V138H44ZM190 136L193 137L194 139L190 140L189 139ZM247 136L250 137L249 138L250 139V143L248 142L249 143L248 147H250V148L252 147L253 148V146H251V144H253L257 140L259 141L261 139H264V132L262 134L260 133V134H257V135H252V134L249 135L248 134ZM56 138H57V134H56ZM30 140L31 139H29L27 142L20 141V140L19 141L22 144L24 143V144L28 145L30 143ZM161 141L164 142V143H169V147H168V149H166V153H170L171 150L175 146H177L174 141H170L166 137H163V135H162ZM262 142H263V140H262ZM212 143H214V142H212ZM32 144H34V142ZM239 144H241V141L239 142ZM4 146H5V144H4ZM68 146H69V144H68ZM108 146H109V148H108ZM159 146H162V145H159ZM222 146H224V145H222ZM239 146L241 148V145H239ZM248 147H247V150L249 149ZM66 148H68V147L65 146V149ZM157 148L155 149L153 147V153H152L153 156L156 159L162 160L164 163H169L170 159L169 158H165L164 155H162L161 158H160V155L163 153V151L160 152V150H157ZM252 148L249 149V151H248V153L250 152L251 155L254 152L252 150ZM221 149H218V150H221ZM254 149H255V147H254ZM57 151H58V149H57ZM261 152L263 153L264 149H262ZM42 153H43V151H42ZM200 153H203V156H201ZM217 153H218V151H217ZM238 153H240L239 150H238ZM241 153H242V150H241ZM22 154H24V153L22 152ZM215 154L212 155L213 158H214ZM258 154L259 153H257V155ZM37 155L39 157V154H37ZM70 155L73 156L74 154L70 153ZM246 155H247V153H246ZM259 156H257V157H259ZM77 158H78V156H77ZM138 160L140 161V158ZM239 160H241V157L239 158ZM43 161H45V160H43ZM211 161H213V159ZM47 162H45V163H47ZM108 162H109V164H108ZM139 163H141V162H139ZM36 164H38V161H37ZM50 164H51V162H50ZM43 165H44V163L42 164V167H43ZM97 165H99V167H97ZM91 166H92V168H91ZM37 167H38V165H37ZM37 167H35V172L36 173H37V171H36ZM216 168L217 167L214 164L213 165L210 164L209 168H207V171H206L205 174H209L211 169H216ZM225 168H226L227 172H230L232 170V167L230 165H227ZM51 170L53 171L54 169L52 168ZM253 171H254V169H253ZM256 171H257V169H256ZM41 172H43V171L41 170ZM41 172H40V177H41L40 180L44 177V176L41 175L42 174ZM259 172H257V173H259ZM46 173H47V170H46ZM125 173H127L129 177H135L136 184L134 186H141V187H144V188H149V189H153V190L157 191V193L162 196V199L164 201V207H165L166 210L163 211V212H159V209L157 207H155V206L149 207L148 202L146 200H142L138 196V194L134 193L131 190V188L128 187V184H131L132 181L129 180V181H127V183L124 182L123 176H124ZM261 175H264V174H261ZM55 176H57V175H55ZM84 176H86V175H84ZM117 176H119L120 179H116V180L111 179L112 177H117ZM261 177H264V176H261ZM52 178L54 179V176ZM58 178L59 179H64L65 182H67V180L65 178H62L60 176H58ZM86 179H85V181H86ZM90 179H88L89 182H91ZM255 179H257V178H255ZM219 180H220V178H216L214 184L216 185V188H218L220 190L224 183H222V182L220 183ZM221 180L223 181V179H221ZM262 180L264 181V179H262ZM35 181H36V179H35ZM85 181H84V183L86 184ZM44 182L48 183L49 180L48 181L45 180ZM254 182H255V180L253 181V185L254 186H256V187H257V185L259 186V184H258L259 181L255 182V183ZM259 183H261V185H263L262 181L259 182ZM50 184L48 183L47 186L48 185L50 186ZM153 185H155V186L153 187ZM52 186H54V185L52 184ZM66 186H67L66 189H68V184ZM56 187L57 186H55V188ZM92 187L94 188L95 186L92 185ZM70 188H71V186H70ZM49 190H50V188H49ZM49 190L47 189V191H49ZM73 190L74 189H72V192H74ZM213 190L214 189L210 190V192L213 191ZM50 192H48V193H50ZM55 192H57V190H55ZM52 193H53V197H58L57 195L54 196L53 190H52ZM52 193H50V194H52ZM58 193H59V191H58ZM168 193L172 194L171 197H169ZM43 195H44V193H43ZM49 195H47V196H49ZM188 195H193L194 196V200L193 201L188 200ZM78 198H79V196H78ZM51 199H52V197H51ZM81 199H82V197H81ZM81 199L80 200L77 199L76 201H78V200L81 201ZM102 199L105 200L104 196L102 197ZM171 199H175V200L179 201L186 208V210L188 212H190L193 215L195 214V223H194V227H193V233H191L190 230H187V223H188L190 217H188L186 213H184L183 211L180 210V206H179L178 209L177 208H170V200ZM260 199H259V204H260V201H261ZM255 200H256V198L254 200H252V201H255ZM48 201L50 202V200L46 199L44 204L46 203V205H47ZM52 201H53V199H52ZM58 201L59 200H57V202ZM76 201H75V203H76ZM79 204H80V208H81L82 207L81 205L83 203L82 204L79 203ZM257 205H258V203H255L256 207H257ZM48 206H50V205H48ZM55 206H56V208L57 207L60 208L61 204L60 203H58V204L56 203L54 205V203H53V208ZM64 206L67 207V204L64 205ZM64 206H63L64 213L67 214V215L72 214L74 216V218H75V214L72 213L71 211H68V209H67L68 207L66 208L67 209L66 210ZM245 206L247 208H245ZM51 207H52V205H51ZM76 207L79 208V206H76ZM83 207H85V206H83ZM231 207H232V209H231ZM44 208H45V206H44ZM53 208H51V210H53ZM205 208L209 209V214L205 218L204 222L201 224V227L197 228L196 225L198 223H200V221H199L200 213L202 211H204ZM257 209L260 210V207H257ZM259 210L257 212H260ZM57 211L60 212L59 209ZM263 211H264V208H263L261 213H263ZM158 212H159V216L157 215ZM179 212H183L185 217H187V219L184 221V225H183L182 228H181V225H180L181 217L179 216ZM86 213H87V211H86ZM261 213H260V215H261ZM54 214H55V212H54ZM258 217H262V215L261 216L258 215ZM66 219H68L67 216H66ZM106 220H107L106 217H101V219L98 220V221H95V223H93L92 221L90 223L89 220H88L89 224H85L87 222H85L83 224L77 223V222L75 223V225L78 226V228H79V230L81 232L84 231L81 234V236H82L81 240L87 239V237L85 235V230L86 229H90L91 230V232H92L91 235L99 233V235L97 237V240H95V238H94V242L92 244H90L89 246H87L86 247L87 249L83 250L84 253H85L84 255H87L89 252H90L89 254H93L94 253L93 254L94 257H95L94 259L92 257L93 255H90L92 258H89L88 257L89 255L87 256V261L89 260L90 264H92V261H96V264H103L104 262H106V260H108L109 256H105V252H108L109 249L115 251L118 247H120V242L125 239V237L120 232L115 231V230L111 234L103 233V232H96L95 231V227H97V226H99V227L110 226V221H108V223L106 224L105 223ZM246 222H248V221H246ZM249 222H250V220H249ZM88 225H89V227H88ZM69 226H70V222H69ZM85 226H87L88 228H86ZM253 226H254V224H253ZM258 226H259V224H258ZM57 227H59V226H57ZM61 228H60V230L62 231L63 228L62 229ZM153 228H155L157 231L152 232ZM204 228H210V234L209 235H206L204 233V231H203ZM54 229L57 230L56 229V225H55ZM70 229H71V227H70ZM247 230H249V228ZM61 231H60V233H61ZM63 231H62V234H63ZM244 231L246 232V230H244ZM60 233H58V234L60 235ZM65 233H67V229H65ZM246 233H248V232H246ZM194 234L197 235V239L194 237ZM245 235L246 234H244V236ZM244 236H243V238H244ZM70 237L71 236H69V234H68L67 238H70ZM191 240L195 242L194 251L187 252L185 250V245ZM197 240H198V242H197ZM209 242H211L212 248L214 249V252H205L204 251V248L208 245ZM245 242H247V241H245ZM248 242H249V240H248ZM252 242H253V240H252ZM131 243L134 245L135 244V240L131 241ZM60 244H62V243H60ZM33 249L35 250V247ZM36 253H37V251H36ZM51 253H53V252H51ZM70 253L72 255V259L71 260H69V254ZM120 255H122V254H120ZM231 255H230L231 258L233 256H235L233 254H231ZM74 256H75L74 251H69L66 254L64 264H75V261L73 259ZM51 257L53 258V256H51ZM114 257H115V260L112 259V261H111L112 263L111 264H117L118 257L117 256H114ZM58 259H61V258H58ZM165 260H166V264H167L168 258H165ZM82 264H84V263H82ZM228 264H232V263L229 262Z\"/></svg>",
	"mask_w": 264,
	"mask_h": 264
},
{
	"label": "snow or ice",
	"instance_id": "snow-or-ice-1",
	"mask_svg": "<svg viewBox=\"0 0 264 264\" xmlns=\"http://www.w3.org/2000/svg\"><path fill=\"white\" fill-rule=\"evenodd\" d=\"M216 3V0H159V11H160V19L161 23L165 21L166 17L171 15L174 18L180 17L182 23H192L199 27V25L203 22L206 25L212 27L213 31L211 33L210 38L206 41V43L200 44V50L207 55L208 59H212V55L214 54L218 60H221L224 64L222 69L223 75L219 77V84L221 85H232L235 83L236 77L235 74L231 71L228 66L229 62L226 59V53L222 49L217 46V42L211 38L219 33L216 31V26L212 21V10L213 5ZM22 6L25 8L29 20L26 25L27 29H31V32L34 33L32 35L25 34L23 36L24 45L22 46L20 43H16L15 47L21 49L23 52V63L25 65V71L28 73L26 76L27 84L25 88L21 89V103L19 105L22 114L27 115L28 110L36 111L39 108L42 112H50L52 111V95L51 91H44L40 89H33L32 85H39L41 83L47 84L49 80L47 77L40 79L38 76L34 77V73L38 74L41 69L51 68L53 70L56 69H64L65 64L67 65L68 72V81L71 85H78L80 89L86 88L89 83H95L96 77H89V69H88V61L89 58L94 56L98 48L96 47V41L98 37V32L94 29L96 25L93 24V20L96 18L97 13L101 11L100 8V0H67V2L61 3L59 5L53 6L55 4V0H38L37 3H26L25 0H21ZM219 11V8L215 9ZM58 13H63L65 16V22L63 25L62 33L59 24ZM46 26V27H42ZM0 27L3 28L5 36H15L17 41H20L21 37L16 35L10 29L16 27L13 20L7 17H4L0 20ZM114 31V29H110ZM172 31L174 36L172 38L166 37V43L171 46L172 55L177 57L184 56L187 57L189 51L196 52L197 49L195 47L189 49L185 46V42L178 38L179 33H177L175 25H173ZM191 39V37H189ZM63 41V43H62ZM178 49V50H177ZM60 50L63 53H66L63 60L58 58L55 55V51ZM211 53V54H209ZM127 55V54H126ZM189 64H192V60L188 59ZM9 65V69H10ZM92 67H97L95 60L92 62ZM127 67H131L130 64ZM171 67V65H169ZM180 67L179 62L177 63V68ZM197 73L200 72L199 64L194 65ZM211 68L213 72L216 71L212 65L208 66ZM248 67H251V61L248 62ZM126 75L131 76V72H125ZM7 76V72L5 73ZM83 76L87 79L84 80L83 83H80V77ZM54 79V77H53ZM138 85H146L150 77H145L144 75H137L134 77ZM201 84L204 85L205 92H212L213 98H215V92L210 87V84H204L203 80L200 81ZM57 85H53V90H55ZM181 87H185V85H181ZM187 87L196 91V86L193 84L187 85ZM32 89L33 95H29L28 90ZM77 89L80 95L84 93ZM147 90V89H146ZM38 92V95L36 94ZM57 101L59 100V96H57ZM78 102V101H77ZM204 103H207L209 107H211V100H204ZM129 103H134V101L129 100ZM43 106V107H40ZM12 104L11 101L8 103V108L11 110ZM123 107V105H120ZM95 111V109H91ZM63 108H57V112H63ZM135 115H139V113H134ZM64 120L67 119V116L63 117ZM82 121H86L91 123V121L87 120V115L84 114L81 117ZM219 117H216L211 121V127L213 131L215 127L218 126ZM75 119L73 123H75ZM22 123L21 120L18 119H8L4 121L5 128L3 131L7 133L3 138L5 139V147H14L17 142V136L20 141L27 142L29 139L35 141V136H29L27 133L20 134L13 129L11 132L8 131V127L12 125H18ZM104 120H100V124H104ZM61 128H65L66 126L61 123L59 125ZM37 129H40V125L37 124L35 126ZM42 131V129H41ZM185 131H188L187 127ZM47 137V133H44ZM67 135L71 136V129H67ZM103 139V137H99ZM189 139H194L193 137H189ZM53 143L56 145L61 144L60 139H55L54 141L46 139L45 141V153L40 159H44L46 161L51 162V167L55 170L53 172H48L47 175L44 176L45 180H50L53 185H56L60 189V194L58 197H53V203L56 204L57 200L61 205L67 204L70 208V211L75 214L77 218V223H85L84 217L85 212L80 211L78 208L74 206V198L82 197L81 203L85 205L87 208V216L89 220L93 223L101 219V217H106L107 220L105 223L107 224L110 221V226L104 227H95L96 232L103 233H113V231L120 232L125 239L120 242V247H118L115 251L109 249L105 255L117 256L118 261L117 264H166L165 258H168L167 264H177L176 260L173 258L176 253L180 251V243L179 238L173 240L171 236L167 233L160 232V236L164 238L165 241L168 242L171 246V250H169L167 244H164L161 240H158L155 236L151 234V232L146 230L137 231L134 227V222H138L140 217L134 212L121 208L118 204L110 203L107 200L100 199L94 191H90L85 185L81 184L79 180H77L73 173L70 170L71 161H66L63 156L59 154H54L53 152ZM110 148H115V145L108 141ZM21 151L24 153L23 160L30 161L31 158L37 153L35 152L34 144L29 143L27 146L23 144L20 145ZM72 151L76 152L75 145L72 146ZM126 156L131 159H137L133 157L131 152H125ZM203 156V153H200ZM4 156H0V160H5ZM9 163H14V161L9 160ZM193 160L191 155L188 157V184H192V177L194 175H198V173H194L192 168ZM139 168H143L142 164L137 165ZM99 167V165H97ZM25 168V179L30 186L35 185V164L33 163L32 167H28L27 164L24 165ZM59 174L62 178L70 179L75 186L76 191L71 193V198L65 195L66 192V183L64 179H52L53 176ZM88 176L100 175L98 172L89 171L85 173ZM150 179H154L152 173L147 174ZM163 175V173H160ZM111 179L116 180L120 179L119 176L112 177ZM124 182L131 180L132 183L128 184V187L131 190L138 194V196L142 200H146L148 202L149 207L155 206L159 209V212L165 211L164 201L162 196L157 193V191L149 188H144L141 186H134L136 184L135 177H129L127 173L123 176ZM166 184L162 182L156 183V188L160 190L166 189ZM40 193L44 192L43 188L39 189ZM260 194H264V187H260L255 192H249L247 194V199L245 203L251 201L252 198L258 197ZM169 197H171V193H168ZM188 200L193 201L194 196L188 195ZM31 204V201H28ZM180 202L171 199L170 200V208H179ZM9 207H12L10 204ZM23 208V205H20ZM64 209L61 208L60 212H57V215L60 216V213L63 212ZM159 212L157 215L159 216ZM209 214V209L205 208L204 211L200 213L199 221L196 225L197 228L201 227V224L204 222L205 218ZM179 216L181 217L180 225L181 228L184 225V221L187 219L183 212H179ZM41 222L44 228L48 230L49 233L53 231V224L49 223L46 219L41 217ZM61 223L64 224V227H67V224L64 223L63 217H61ZM157 231L155 228L152 229V232ZM204 233L206 235L210 234V228H204ZM49 240H52L53 237L50 235ZM91 238V237H89ZM73 239H80V234L76 233L73 235ZM135 240V244L133 245L131 241ZM251 240V237H249ZM205 252H214L212 248L211 242L204 248ZM122 254V255H120ZM233 255H236L234 252ZM72 259L71 253L69 254V260ZM92 264H96V261H92Z\"/></svg>",
	"mask_w": 264,
	"mask_h": 264
}]
</instances>
